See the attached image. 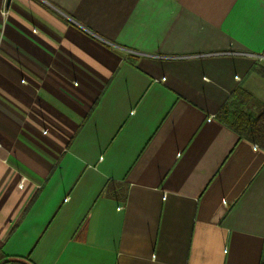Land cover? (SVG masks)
Segmentation results:
<instances>
[{
    "label": "crops",
    "instance_id": "obj_1",
    "mask_svg": "<svg viewBox=\"0 0 264 264\" xmlns=\"http://www.w3.org/2000/svg\"><path fill=\"white\" fill-rule=\"evenodd\" d=\"M0 264H261L264 0H8ZM3 0H0V10Z\"/></svg>",
    "mask_w": 264,
    "mask_h": 264
},
{
    "label": "trees",
    "instance_id": "obj_2",
    "mask_svg": "<svg viewBox=\"0 0 264 264\" xmlns=\"http://www.w3.org/2000/svg\"><path fill=\"white\" fill-rule=\"evenodd\" d=\"M253 72L264 77V66H255ZM217 116L241 137L264 149V102L256 99L245 88L238 87ZM261 264H264V251Z\"/></svg>",
    "mask_w": 264,
    "mask_h": 264
},
{
    "label": "built area",
    "instance_id": "obj_3",
    "mask_svg": "<svg viewBox=\"0 0 264 264\" xmlns=\"http://www.w3.org/2000/svg\"><path fill=\"white\" fill-rule=\"evenodd\" d=\"M0 13H1V16L3 17V20L4 21H7L10 13H11V10H10V7H9V4H8V0H3V5H2V8L0 10ZM258 146V145H256ZM4 264H16L13 260H7Z\"/></svg>",
    "mask_w": 264,
    "mask_h": 264
}]
</instances>
